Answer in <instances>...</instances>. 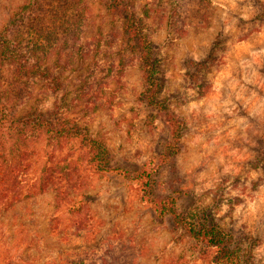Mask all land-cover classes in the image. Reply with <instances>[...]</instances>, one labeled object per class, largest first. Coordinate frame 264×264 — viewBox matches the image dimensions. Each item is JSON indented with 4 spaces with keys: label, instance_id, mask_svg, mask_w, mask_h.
Listing matches in <instances>:
<instances>
[{
    "label": "rangeland",
    "instance_id": "obj_1",
    "mask_svg": "<svg viewBox=\"0 0 264 264\" xmlns=\"http://www.w3.org/2000/svg\"><path fill=\"white\" fill-rule=\"evenodd\" d=\"M21 2L0 0V26ZM136 2L147 14L160 60L161 99L180 122L178 152L170 162H160L169 130L143 99L139 63L120 53L119 43L109 58L99 45L93 61L85 62L94 67L90 88L81 87L87 67L81 68L70 77L69 97L86 91L79 112L102 135L114 164L159 165L158 194L173 196L188 220L219 227L239 264H264V0ZM108 27L104 23L100 29L106 33ZM215 41H220L218 59L206 80L203 69L195 82L190 62L202 60ZM44 143L30 152L25 184L38 176L44 153L66 162L64 144ZM76 176L89 194L81 205L87 216L83 228L75 230L69 198L58 201L52 190L24 187L19 200L0 209V264H64L80 257L91 264L104 252L118 256L115 264H218L214 248L195 241L170 217L158 216L133 181L79 170Z\"/></svg>",
    "mask_w": 264,
    "mask_h": 264
},
{
    "label": "trees",
    "instance_id": "obj_2",
    "mask_svg": "<svg viewBox=\"0 0 264 264\" xmlns=\"http://www.w3.org/2000/svg\"><path fill=\"white\" fill-rule=\"evenodd\" d=\"M139 10L136 0H22L15 13L0 26V209L19 200L24 187L38 192L52 190L58 201L69 198L78 230L87 220L81 205L88 203L89 194L84 193L76 173L79 170L98 176L115 174L133 181L140 199L158 216L170 217L195 241L214 248L216 263L239 264L219 227L188 220L177 210L173 196L155 191L159 165L145 162L138 169H128L114 164L102 135L93 132L79 112L84 110L83 104V109L79 105L86 91L80 89L69 97L70 77L77 76L81 68L87 67L81 87L90 88L95 79L94 67L89 68L91 64L87 66L85 62L93 61L99 45L103 44V54L108 57L119 43V52H126L129 59L139 63L146 86L143 99L161 113L169 130L171 139L164 146L160 162L173 159L179 150L180 122L161 99V64L154 56L144 20L147 14ZM104 23L109 24L106 33L100 29ZM219 47L220 41H215L202 60L190 62L194 67L192 79L203 69L201 79H205V73L218 59ZM109 64L111 69L114 60ZM198 91L201 92L200 87ZM83 101L87 103L86 99ZM48 142L66 146V162H55L54 155L44 153L46 158L38 176L25 184V175L32 169L30 152L39 143ZM262 158L264 162L263 155ZM112 254L101 253L91 264H115L118 256ZM64 264L88 262L80 257L67 259Z\"/></svg>",
    "mask_w": 264,
    "mask_h": 264
}]
</instances>
